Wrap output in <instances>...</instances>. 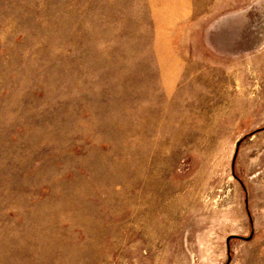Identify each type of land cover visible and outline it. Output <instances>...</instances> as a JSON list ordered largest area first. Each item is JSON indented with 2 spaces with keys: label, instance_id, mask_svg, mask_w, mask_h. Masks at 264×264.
I'll use <instances>...</instances> for the list:
<instances>
[{
  "label": "rangeland",
  "instance_id": "374dc122",
  "mask_svg": "<svg viewBox=\"0 0 264 264\" xmlns=\"http://www.w3.org/2000/svg\"><path fill=\"white\" fill-rule=\"evenodd\" d=\"M0 264H264V0H0Z\"/></svg>",
  "mask_w": 264,
  "mask_h": 264
},
{
  "label": "water",
  "instance_id": "95a60500",
  "mask_svg": "<svg viewBox=\"0 0 264 264\" xmlns=\"http://www.w3.org/2000/svg\"><path fill=\"white\" fill-rule=\"evenodd\" d=\"M240 142H241V141H238V142H237V145H236V151H237L238 148H239ZM251 237H252V236H250L249 239H250Z\"/></svg>",
  "mask_w": 264,
  "mask_h": 264
}]
</instances>
